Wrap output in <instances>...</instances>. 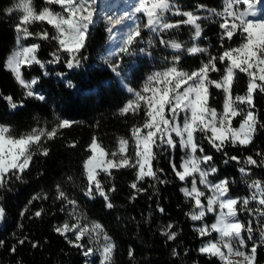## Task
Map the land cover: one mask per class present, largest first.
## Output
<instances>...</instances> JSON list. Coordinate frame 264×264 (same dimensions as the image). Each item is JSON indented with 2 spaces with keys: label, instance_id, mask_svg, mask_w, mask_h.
I'll return each mask as SVG.
<instances>
[{
  "label": "snow or ice",
  "instance_id": "snow-or-ice-1",
  "mask_svg": "<svg viewBox=\"0 0 264 264\" xmlns=\"http://www.w3.org/2000/svg\"><path fill=\"white\" fill-rule=\"evenodd\" d=\"M45 6L37 10L34 0H18L14 8L7 9L9 15L14 11L21 13L15 25V45L4 61V69L12 74L15 82L23 89V100L16 101L11 95L3 96L10 110L25 107L24 100L32 98L45 101L44 95L34 91V86L39 84L40 77L26 78L25 69L33 65L39 66L43 74L49 73L46 68L51 64L63 62L69 70L79 68L82 61L87 59L82 53L87 47L90 29L94 25V13L96 0H44ZM264 4V0H223V10L208 9L209 16L201 17L194 11H185L178 4L170 0H138L132 8V14L142 13L146 17L144 28L160 37L159 44L164 48H170L173 55L168 65L149 74L139 90L124 84L126 91L131 95L120 109L121 115H140L143 113L141 123L134 124L130 129V138H118L117 148L107 151L93 136L90 144L85 149L89 152L83 163L85 178L88 182L84 195L89 199L95 196L102 197L104 206L113 209L110 193L115 192V186L105 190L99 179L101 173L111 178L112 170L122 168L134 169L135 179L129 187L139 194L146 189L140 185L144 180L150 179L161 184L167 181L159 179L157 173L163 169L156 167L160 149L175 151L177 148L184 155L177 165L172 159L169 164L176 178L182 183L191 178L190 187H182L180 191L186 200H191L192 211L186 215L192 221L201 222L194 228L200 237H210L216 234L215 239H207L198 249L200 254L216 258L219 264H260L258 250L264 247V181L251 180L247 187L252 190L250 195L237 198L231 194V184L227 177L213 183L209 176L217 173L218 169L211 165L213 156L208 155L201 142L207 141L217 152H224L225 164L236 161L242 166L238 171L243 176L250 175L246 166L264 167V153L257 152L261 157L259 161L251 155L241 160L236 156H229L224 151L227 145L246 148L254 142L259 130L264 129V120L256 111L255 97L264 95V16L258 19L257 7ZM57 5L61 9L55 11L51 7ZM203 4L197 5V10L204 9ZM183 17L174 22L166 19V14ZM125 15H129L125 13ZM211 16L221 18L220 48L218 55H211L206 62H201L198 68L186 71L180 67L182 63L181 53L189 56L207 54L208 49L199 47L195 41L202 37L203 28L201 21ZM36 23L47 24L52 30L41 29L31 31L30 27ZM115 23H120L117 20ZM182 26H190L193 29L191 47L185 48L182 42L176 39L165 40L161 33L169 30L180 29ZM111 32L112 29L108 28ZM240 36V42L232 46H225L224 41H233ZM32 39L37 42L30 44L24 41ZM138 39H142L141 27L137 25L126 33L118 48L119 53L126 55L140 54L151 56L152 53L144 47L133 49L132 46ZM38 41L55 42L56 47L49 52L50 60H42L38 53L42 44ZM148 48L153 47V40L147 41ZM117 52H110L107 57H102L111 71L122 77V58L115 61L112 57ZM166 60L168 58H165ZM218 65H223V68ZM212 73H220L219 78L212 77ZM239 74L247 77L246 90L243 94H234V87L239 79ZM64 77L65 73H56ZM122 77V81H123ZM66 87L73 88L70 80ZM215 88L222 93V110H218L211 103L213 97L210 89ZM239 118L238 126L234 121ZM74 121L59 119L50 130L45 127H33L28 132L16 134L11 125L0 123V188L7 186L9 181L15 178L22 181L37 155L47 157L50 150L46 142L55 139L61 130L72 127ZM69 147H76L72 142ZM202 165H208L207 168ZM198 177V179H197ZM69 180L72 178L69 177ZM207 190V193L201 189ZM47 199V194L38 193L28 201L31 204L37 199ZM56 200L62 203L61 211L71 206L68 216L74 223L67 220L54 231L64 237L68 244L80 250L84 257L99 255V264H113L115 244L105 231L104 226L97 222L87 220V217L78 210V203L71 199L60 187L56 186ZM132 200L136 195L131 196ZM258 207H250L252 202ZM161 213L165 209L157 206ZM27 211V209H25ZM247 211L255 220L242 221L239 218L241 212ZM44 209L34 213L41 217ZM213 215L215 220L211 224L204 223L207 215ZM5 209L0 206V221L5 218ZM24 211L21 212V216ZM173 225L169 223L161 230V235L168 240H175L177 233L172 231ZM245 233L247 234L245 236ZM258 233V237L255 235ZM71 234V235H69ZM87 238L88 244L83 243ZM24 239L18 240L24 244ZM249 241H252L249 246ZM0 241V246L3 245ZM32 247H37L33 243ZM15 252V246L11 248ZM130 258L133 252H128ZM173 255H177L173 249ZM86 264H95L94 261H86Z\"/></svg>",
  "mask_w": 264,
  "mask_h": 264
},
{
  "label": "trees",
  "instance_id": "trees-1",
  "mask_svg": "<svg viewBox=\"0 0 264 264\" xmlns=\"http://www.w3.org/2000/svg\"><path fill=\"white\" fill-rule=\"evenodd\" d=\"M36 1L40 8L45 6L44 0ZM105 2L106 0H96L94 20L99 21L90 29L87 47L82 53L87 59L82 61L81 66L69 70L63 62L51 64L46 68L49 73L47 76L37 65L25 69L26 78L40 77L34 91L44 95L46 100L42 102L29 98L24 100L25 107L10 110L3 96L11 95L16 101L24 99L23 89L15 82L12 74L4 69V61L15 45L14 29L19 15L15 12L9 15L7 12V9L13 7L15 0H0V123L11 125L16 134H20L30 131L33 127H45L50 130L56 125L58 118L75 122L72 127L61 130L55 139L46 142L45 146L49 148L50 154L47 157H34V162L23 174L22 181L13 178L6 187L0 188V206L6 212L5 218L0 221V241L4 242L0 246V264H86L88 260L80 250L70 246L64 237L54 231L55 227L62 225L66 220L69 223L75 222L68 216L71 206L61 211L63 202L55 199L57 185H60L71 199L77 201L79 212L83 213L89 222L97 221L104 226L116 246L113 264H219L216 258L210 259L198 251L204 240L215 239V236L200 237L194 228L199 227L201 223L192 221L186 215L192 211L193 202L186 200L180 191L185 182L182 183L176 178L169 164L170 159L177 165L180 164L184 153L179 148L175 151L163 148L158 150L159 155L154 163L156 167L163 169L157 175L159 179L167 181L164 184L146 178L140 185L146 191L137 194L129 187L135 179V170L114 169L111 178L103 173L99 176L105 190L113 186L116 188L115 192L110 193L111 202L115 205L113 209L104 206L102 197L89 199L84 195L88 182L82 163L90 155L85 149L92 137H97L101 145L111 152L117 148L118 138H130L131 127L143 120V113L135 116L120 114V109L131 98L122 84L139 90L149 74L167 66L171 57L176 54L161 47L158 39L155 46L145 47L152 53L151 56L140 54L138 51L135 55L118 53L112 60L122 58V81V77H117L111 71L105 59L98 57L100 51L109 47L111 42L110 32L107 31L110 24L106 16L99 11ZM176 3L182 10L197 12L201 17L209 16L208 9L223 10V0H176ZM199 4H203L205 8L197 10ZM52 7L56 11L61 10L57 5ZM111 17H114V14ZM173 19L176 21L183 18L174 16ZM221 22V18L216 16L201 21L203 33L196 42L199 47L207 48L208 53L189 56L186 51L182 52L181 68L191 71L198 68L201 62H206L209 56L218 55L222 51L219 28ZM41 29L52 31L43 23L30 27L33 32ZM141 31L142 38H146L148 31ZM192 34L193 29L190 26H182L179 31L161 33V36L165 40L176 39L187 48L193 44ZM240 39L237 35L231 42L225 40V46H235ZM140 41L141 39H138L132 48L139 49ZM33 42L37 41H24L26 44ZM38 42L42 44L39 57L45 61L50 60L49 52L56 47L55 42ZM133 60L134 64L131 63ZM218 66L223 68V65ZM58 72L65 73V76H57ZM211 75L218 79L220 73ZM68 80L74 85L73 88L66 87ZM246 83L247 77L239 74L234 94H243ZM210 91L215 97L211 101L212 105L222 110V93L215 88ZM255 104L256 111L264 120V95L257 94ZM238 123L239 118L234 121V126H238ZM72 142L76 143V147L68 146ZM201 142L206 154L214 158L211 165L218 169L217 173L209 176V180L214 183L227 177L232 181V196L238 197L246 193V182L249 180L247 178L261 177L264 180L263 167L246 166L250 175L243 176L238 171L241 164L236 161L225 164L224 152H217L202 137ZM224 151L229 156H236L241 160L251 155L259 161L261 157L256 153H264V129L257 132L254 142L248 147L227 145ZM69 177L72 179L69 180ZM38 193L41 197L47 194L48 198H40L29 204L32 196ZM133 195H136L135 200L130 199ZM157 206L165 211L159 212ZM41 208L44 209L41 217H35L34 213ZM169 223L173 225L172 231L177 233L176 239L171 241L161 235V230ZM209 223L210 221L207 222ZM255 235L258 237V233ZM25 237V243L19 244L18 240ZM33 243L37 244V247L33 248ZM83 243L88 244V240ZM14 246L16 251L13 253L10 250ZM130 249L133 252L132 258L128 255ZM173 249L177 252L175 256ZM258 260L260 264H264V247L258 250Z\"/></svg>",
  "mask_w": 264,
  "mask_h": 264
},
{
  "label": "rangeland",
  "instance_id": "rangeland-1",
  "mask_svg": "<svg viewBox=\"0 0 264 264\" xmlns=\"http://www.w3.org/2000/svg\"><path fill=\"white\" fill-rule=\"evenodd\" d=\"M17 2H18V0H15V3H14L12 8L15 7ZM170 2L177 4L176 0H170ZM137 3H138V0H106L104 5L99 9L100 13L103 14L104 16H106V20H107L108 24H110V28L112 29V31L110 32V37L112 39L111 44L114 45L111 48L107 47L104 50L100 51V53L98 54L99 58L107 57L110 52H117V55H118L119 52L117 50L120 47V43H121L122 39L125 37L127 32H129L131 29L135 28L137 25H139L141 27V30L145 29L148 31L147 37L146 38L143 37L141 39V41L138 43L139 44L138 48L148 47L147 41L149 39L153 40V46H155L156 39H158V41H159L160 37H157L154 33L150 32L148 29L143 27V25L146 23V17H144L142 13H136L134 15L132 14V8ZM34 7L37 10L40 9L36 0H34ZM52 8H53V10H55L54 7H52ZM14 12L17 13L19 16L21 15V13L18 11H14ZM125 13H128L129 15L126 16ZM113 14H114V17H111ZM262 16H264V5L260 4L257 7V17H250L249 19H258V18H262ZM173 17L174 16H172L170 13L166 14V19H168L172 22H174ZM175 17H177V16H175ZM117 20H119L120 23H115ZM98 21H99V19H96L95 23H97ZM174 30L179 31V29L178 30L173 29V30H169L165 33H170ZM196 41H195V43L197 44ZM167 49L170 50L171 52H173L170 48H167ZM117 55H115V56H117ZM131 63L134 64V60L131 61ZM122 86L125 89L124 84H122ZM202 167H205V165H202ZM197 179H198V177H197ZM190 185H191V178H189L188 181L185 182L184 187H186V186L190 187ZM200 187L202 190H204L206 192V194H208L207 190L203 189V186H200ZM214 220H215V217L213 215L209 214L205 217L204 223H207L208 221H210L209 224H211L214 222ZM196 222H199V221H196ZM212 235L216 236L215 233H213ZM86 239L87 238H85V240ZM87 260L88 261H94L95 264H99V255H96L93 257H87Z\"/></svg>",
  "mask_w": 264,
  "mask_h": 264
},
{
  "label": "bare ground",
  "instance_id": "bare-ground-1",
  "mask_svg": "<svg viewBox=\"0 0 264 264\" xmlns=\"http://www.w3.org/2000/svg\"><path fill=\"white\" fill-rule=\"evenodd\" d=\"M112 46H114V45L111 44L110 48H111ZM262 181H264V180H262ZM249 182H251V180H248V181L246 182V185H247V183H249ZM251 191H252V190H250V189L247 187V191H246V193L243 194V195H241V196L239 195L237 198H244V197H247V196L250 195ZM250 207L255 208V207H258V205L253 201V202L250 204ZM239 216H242V219H241V220L244 221V222H247L248 220H253V217L249 216V214H248L247 211L241 212ZM253 223H254V225H255V220H253ZM246 235H247V234L245 233V236H246ZM248 243H252V241H249Z\"/></svg>",
  "mask_w": 264,
  "mask_h": 264
},
{
  "label": "built area",
  "instance_id": "built-area-1",
  "mask_svg": "<svg viewBox=\"0 0 264 264\" xmlns=\"http://www.w3.org/2000/svg\"><path fill=\"white\" fill-rule=\"evenodd\" d=\"M262 171L264 172V167L262 168ZM247 179H249V180H256V179H258V180H263L261 177H253V178H247ZM239 218L240 219H242V216H239Z\"/></svg>",
  "mask_w": 264,
  "mask_h": 264
}]
</instances>
